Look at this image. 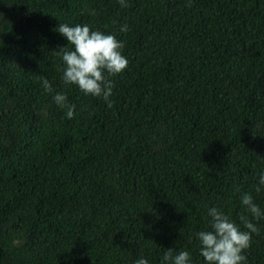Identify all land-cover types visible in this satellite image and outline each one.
Returning <instances> with one entry per match:
<instances>
[{
  "label": "trees",
  "instance_id": "obj_1",
  "mask_svg": "<svg viewBox=\"0 0 264 264\" xmlns=\"http://www.w3.org/2000/svg\"><path fill=\"white\" fill-rule=\"evenodd\" d=\"M126 3L0 0V264H205L209 208L242 230L243 193L264 211V0ZM59 23L124 43L112 107L64 84Z\"/></svg>",
  "mask_w": 264,
  "mask_h": 264
},
{
  "label": "clouds",
  "instance_id": "obj_2",
  "mask_svg": "<svg viewBox=\"0 0 264 264\" xmlns=\"http://www.w3.org/2000/svg\"><path fill=\"white\" fill-rule=\"evenodd\" d=\"M121 7H127L126 0H119ZM90 14L94 15L95 10ZM126 24L119 29L120 32L128 31ZM66 38L67 44L72 46L69 50L61 47L58 51L62 57L63 82L66 85H76L85 95L102 98L108 105L113 106L110 99L114 82L109 77L122 73L128 66V60L123 55L124 43L112 34H106L99 30H91L87 24L70 26L67 23H59L55 29ZM45 91L53 92L52 85L46 78H42ZM54 102L61 108H67V117L73 118L75 105L68 104L67 96L57 92L53 96ZM259 185H264V172L260 174ZM256 192H260V186ZM241 204L252 219L241 214V227L222 210L211 207L208 209L210 230H202L196 233L200 243V255L205 264H246V249L251 246L253 233L259 229L253 220L264 219V211L255 203L250 193H243L240 197ZM164 261L170 264H190L191 256L188 251L175 253L172 248L165 252ZM134 264H148V260L141 257Z\"/></svg>",
  "mask_w": 264,
  "mask_h": 264
}]
</instances>
